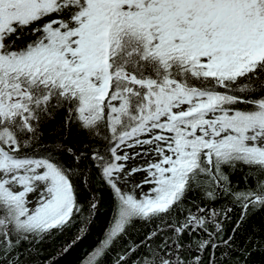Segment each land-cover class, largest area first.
Instances as JSON below:
<instances>
[{"label": "snow or ice", "instance_id": "snow-or-ice-1", "mask_svg": "<svg viewBox=\"0 0 264 264\" xmlns=\"http://www.w3.org/2000/svg\"><path fill=\"white\" fill-rule=\"evenodd\" d=\"M0 264H264V0H0Z\"/></svg>", "mask_w": 264, "mask_h": 264}]
</instances>
